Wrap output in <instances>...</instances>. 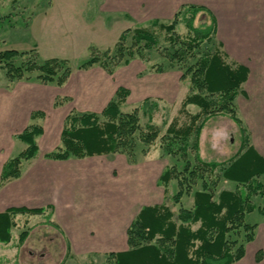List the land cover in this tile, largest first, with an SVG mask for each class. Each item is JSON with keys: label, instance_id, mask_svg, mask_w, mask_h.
I'll return each mask as SVG.
<instances>
[{"label": "trees", "instance_id": "1", "mask_svg": "<svg viewBox=\"0 0 264 264\" xmlns=\"http://www.w3.org/2000/svg\"><path fill=\"white\" fill-rule=\"evenodd\" d=\"M198 13L208 16V27H194L193 22ZM149 23L168 34L169 43L176 46L168 57L178 64L195 59L198 49L204 43L215 41L216 22L212 13L204 6L182 5L170 23L164 24L159 20H151ZM180 24H184L188 31L185 36L177 34V26ZM130 32L133 42L126 51L124 42ZM141 41H144L145 48H150L156 43L152 34L140 25L132 31L122 32L114 46V67H118L122 61L127 65L128 60L124 57L128 55L131 58L134 55L131 49L139 46ZM34 53L15 50L0 52V65L6 71L10 82L20 80L25 73L33 72L39 73L37 79L42 84L54 83L56 86H62L68 80L71 70L67 60L52 58L39 65L36 62L38 53ZM102 54L110 55L109 50L103 51ZM18 57H25L24 63L15 66L12 61ZM92 66H98L110 75L114 73L112 69L107 68L104 61L93 55L79 68L89 69ZM187 73L190 76V93L182 101L181 110L184 112L185 107L194 105L200 112L189 115L186 125L179 126L177 120L173 119L161 136L164 153L180 157L184 166L181 171L175 166L166 168L159 177V184L166 189L172 180H176L178 191L172 197L173 204L176 205L183 195L192 192L193 208L189 211L179 210L175 220L172 211L165 205L143 208L126 229L128 249L108 253L107 264H233L243 257L244 244L254 239L255 225L244 223L245 215L255 210L251 202L252 196L258 195L263 199L259 213L264 217V186L258 181L259 177L264 176V159L247 145L249 136L237 116L235 106V99L248 77L247 68L228 62L220 44L217 43L213 51H205L196 58ZM184 76L183 74L181 78ZM129 93L124 87L117 88L114 97L99 114L71 112L67 115L60 135L62 146L44 157L66 160L70 157L82 159L122 154L133 163L136 157V142L151 145L158 138L159 132L157 127L151 124L147 125L145 130L141 129L137 109L129 113L120 110ZM61 100L64 103L68 98ZM62 102H55V105ZM223 114L236 124L240 134L244 135L243 145L246 144L247 147H243L241 143L237 153L227 162H206L199 154L200 133L205 122ZM101 118L103 120H100ZM42 134L41 126L32 125L17 135V139L26 143L27 148L3 165L0 185L20 177L21 163L36 156L38 147L35 138ZM192 137V149L195 152L193 164L188 159ZM145 151L146 155L148 151ZM221 180L235 183V190L218 192ZM198 183L200 189L193 190ZM44 210L9 208L0 213V243L9 242L14 216L40 215ZM198 223V229L192 230L191 226ZM241 230L245 232V241L237 246V242L230 241L228 237L231 233ZM25 234L26 232L20 234L21 240Z\"/></svg>", "mask_w": 264, "mask_h": 264}, {"label": "rangeland", "instance_id": "2", "mask_svg": "<svg viewBox=\"0 0 264 264\" xmlns=\"http://www.w3.org/2000/svg\"><path fill=\"white\" fill-rule=\"evenodd\" d=\"M261 1L264 2V0ZM119 7L118 0H0V52L15 50L35 54L34 51H36L38 53L36 62L39 65L52 58L67 60L71 74H73V80L78 78V84L82 82L81 80L87 81L82 82L85 84H93L96 81L92 76V71H90L92 69L79 68L82 63L89 60L92 55L104 61L107 68L113 70V75L118 81L116 83L129 84L131 88L130 96L126 98L127 103L125 102L120 110L129 113L137 109L141 129L145 130L146 126L151 124L156 126L159 132L158 138L151 145L137 141V156H135L142 160L147 157L144 154L147 150L146 155L153 160L156 159L157 163L160 161L162 169L175 166L181 171L184 161L178 156L173 157L165 154L161 147L160 138L173 119L177 120L179 126L186 125L189 121V115L192 116L200 112V109L194 105L185 107L184 112L181 110L182 101L190 93V76L187 69L194 65L196 58L203 52L213 51L217 47V43L216 41L204 43L198 49L195 59L178 64L169 60L168 56L176 49V46L169 43L166 32L157 26H152L150 21L141 23L130 16L125 17L124 13L126 12L120 10ZM172 19L168 18L160 22L168 24ZM139 25L152 34L156 40L155 45L145 48L144 41H141L139 46L131 49L134 53L131 58L128 55L124 57L128 60L127 65H124V61H122L118 67H114V46L119 36L125 30L132 31ZM193 25L197 28L208 27L210 19L204 13H198ZM177 27V34L180 36H185L188 32L184 24ZM131 35L132 32L128 34L124 42L126 51L133 42ZM105 50H109L110 55H107L108 57L102 54ZM30 56L32 58V55ZM24 58L18 57L12 62L15 66H20L23 65ZM135 65L140 74L138 73L135 80L129 83L128 74ZM93 68L96 69L97 67ZM160 69L161 73H166L163 81L167 82L168 88L164 87L161 99L147 98L146 101L144 97L147 93L144 94V80L141 82V78L143 79L146 74H152V81L147 82V85H149L148 89H153L154 74L160 73ZM38 74L37 72L25 73L20 80L10 82L6 77V71L0 65V168L2 167L0 176L3 165L27 148L26 143L17 139V135L24 130L20 128L21 126L26 128L38 125L43 128V134L35 138L41 158L44 153L47 154L62 146L60 135L67 115L71 112L82 113L79 111L81 109L79 107L78 111L75 110V104L71 103L69 99L63 103L61 99L67 97L59 95L56 96L55 102L60 103L61 101L62 103L55 105L54 102L53 104L55 109L60 108L58 109L60 110L59 114L55 115V111L50 110V107L35 108V105H32L25 118L19 117V120L23 119L25 124H14L13 119L15 120L16 114L17 116L20 115L17 110H20L21 101L27 96L22 93L23 86L47 85L42 84L37 79ZM183 74L185 76L181 78ZM68 80L62 85V88L67 86ZM136 80L137 82H135ZM169 84H172L173 87L171 91ZM48 85L56 86L54 83ZM144 99L145 101H143ZM78 101L81 102V99L78 98ZM236 103L237 113L239 112L240 116L245 117L246 114L243 113L246 105L244 106L242 97ZM21 107H23L22 104ZM67 110L65 118L59 124L61 114ZM90 111L96 114L101 112ZM243 136L228 116L216 115L205 122L200 133L198 141L200 157L206 162H227L237 153L241 143L245 148L247 145L250 146L248 143L243 145ZM192 140L193 137L189 143L188 159L193 164L195 152L192 149ZM38 153L32 159L38 157ZM104 158L108 160V157ZM30 160L21 163V174L23 165ZM27 166L25 168L28 169ZM13 180L16 179H11L6 183ZM259 182L264 186V177H261ZM230 184L225 185L221 180L217 191L219 189L235 190L233 185L236 186V184L233 183L232 186ZM166 188H168L166 190V204H168V208L173 210L175 220L179 210H185L181 203H177L179 205L175 208L177 204L174 205L172 201V197L178 191L176 180H172ZM196 189H200V183L193 190ZM188 195H192V192ZM188 195H183L181 199L188 197ZM185 202L186 198L184 199ZM251 202L255 206V210L245 215L244 223L248 225H254L262 219L259 208L263 206V199L254 195L251 197ZM15 208L29 209L27 206ZM127 217L115 216L116 230L113 242L116 244L125 237L123 227L129 224ZM12 221L14 225L10 229L11 238L9 242L0 243V264H107V254L119 250L116 248L117 246L112 245L113 247L108 246L105 250L106 256L103 252L82 253L79 254L78 259L74 260L73 258V262H69L68 260L72 259L70 245L51 216L18 214L13 217ZM196 225H198L197 228ZM198 227L199 223L192 225L191 229L196 230ZM22 232H26L23 240L20 239ZM228 238L230 241H236L237 246H239L244 244L245 232L241 230L238 233H231Z\"/></svg>", "mask_w": 264, "mask_h": 264}, {"label": "crops", "instance_id": "3", "mask_svg": "<svg viewBox=\"0 0 264 264\" xmlns=\"http://www.w3.org/2000/svg\"><path fill=\"white\" fill-rule=\"evenodd\" d=\"M118 2L119 9L126 12L125 17L130 16L141 23L172 19L180 6L189 4L204 6L212 13L216 22L214 40L220 44L227 61L244 66L248 70L247 80L240 88L235 106L237 108L236 101L242 97L244 106L246 105L243 114L246 115L245 117L241 115V118L238 112L237 116L248 133V144L255 154L264 159V2L261 0H118ZM136 68V65L133 66L128 74L129 83L135 80L138 73L140 74ZM89 69H92L90 71L96 80L93 84L82 83L87 82L84 80L78 84V78L73 80V74H70L65 88L40 84L23 86L22 93L27 96L21 101L23 107L20 104V110H17L20 115L16 114L15 120L12 118L14 124H25L19 117L25 118L32 105H35V108L47 106L55 111V115L59 114L60 108L55 109L53 106L56 96L59 95L67 97L75 104L77 107V109L74 107L75 110L78 111L79 107L81 108L79 111L85 113L92 112L90 110L100 112L114 97L118 87H124L131 92L129 84L116 83L114 73L110 75L98 66ZM165 75L166 73L154 74L153 89H148L147 85V82L152 81V74H146L143 79L141 78V82L144 80V94L147 93L145 99L162 98L164 87L168 88L167 82L163 81ZM169 88L171 91L172 84H169ZM66 112L68 110L61 114L59 124L65 118ZM39 154L35 159L25 163L28 169L25 168V164L23 165L20 178L0 185V213L9 208L24 206L29 209H45L42 215L51 216L68 240L72 251V259H69V262H73V258L78 259L82 253L103 252L106 256L105 250L108 246H117L119 250L113 252L127 250L126 229L140 211L145 207L168 205L166 204L168 188L164 189L159 184V177L164 169L161 168L160 161L157 163L156 159L153 160L148 155L142 160L136 157L132 163L122 154L82 159L70 157L66 160L44 158L45 153L40 158ZM104 157H108V160ZM223 183L233 185L230 181L223 180ZM233 186L235 189V185ZM223 190L228 189H219L218 192ZM185 198L180 199L179 204L189 211L193 208V196L188 195ZM115 216L129 217H127L129 224L123 227L125 237L117 244L113 242L116 230ZM261 217L262 219L254 224V239L244 244L243 257L233 264H264V217Z\"/></svg>", "mask_w": 264, "mask_h": 264}]
</instances>
